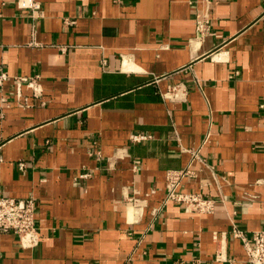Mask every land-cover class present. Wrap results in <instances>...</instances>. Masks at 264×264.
Instances as JSON below:
<instances>
[{"label":"crops","instance_id":"0c3cea01","mask_svg":"<svg viewBox=\"0 0 264 264\" xmlns=\"http://www.w3.org/2000/svg\"><path fill=\"white\" fill-rule=\"evenodd\" d=\"M17 1L0 0V195L34 198L38 243L2 234L0 264H248L231 230L264 226V0ZM187 165L213 212L163 203Z\"/></svg>","mask_w":264,"mask_h":264},{"label":"built area","instance_id":"2783aa9c","mask_svg":"<svg viewBox=\"0 0 264 264\" xmlns=\"http://www.w3.org/2000/svg\"><path fill=\"white\" fill-rule=\"evenodd\" d=\"M20 7H31L32 0H18ZM196 30L200 33L205 30V24L197 22ZM9 74L0 66V86L4 84ZM17 90L22 87L30 88L38 93L39 76L19 74L13 76ZM19 93V92H18ZM20 94V93H19ZM38 96V94H35ZM4 99V98H3ZM142 133L130 134L132 141L146 138ZM193 157L197 154L193 152ZM89 172L81 173V177L89 176ZM194 170L189 166L180 169H168L165 174V195L163 203L175 202L180 204L186 212L192 214H207L213 212L216 199L201 192L182 189L183 180L194 176ZM232 234L242 243L248 264H264V226L247 235L243 230L232 227ZM4 233L17 236L21 247L29 248L38 243V232L35 222V201L32 196L13 197L0 195V237Z\"/></svg>","mask_w":264,"mask_h":264}]
</instances>
